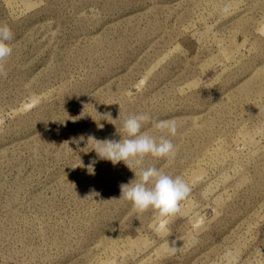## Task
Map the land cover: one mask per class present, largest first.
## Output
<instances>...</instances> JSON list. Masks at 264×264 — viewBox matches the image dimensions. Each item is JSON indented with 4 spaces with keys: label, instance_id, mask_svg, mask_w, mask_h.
I'll return each instance as SVG.
<instances>
[{
    "label": "rangeland",
    "instance_id": "1",
    "mask_svg": "<svg viewBox=\"0 0 264 264\" xmlns=\"http://www.w3.org/2000/svg\"><path fill=\"white\" fill-rule=\"evenodd\" d=\"M0 24V264H264V0H0ZM140 113L177 126L144 166L191 188L160 231L92 150Z\"/></svg>",
    "mask_w": 264,
    "mask_h": 264
},
{
    "label": "clouds",
    "instance_id": "2",
    "mask_svg": "<svg viewBox=\"0 0 264 264\" xmlns=\"http://www.w3.org/2000/svg\"><path fill=\"white\" fill-rule=\"evenodd\" d=\"M12 40L13 33L10 27L7 24H0V77L7 75L4 62L13 53L9 43ZM150 121L156 132L160 133L158 137L143 130L144 125ZM176 131L177 126L173 120L153 121L148 113L130 115L123 121L121 130H117L119 140L111 138L95 140L96 146L92 149L99 160L110 161L113 165L123 162L134 173L133 180L121 185V197L129 201L138 214L152 210L160 221L159 225L154 226L156 231H160L164 223L180 213L182 202L191 192L190 185L183 177L179 175L173 177L155 166H144L148 157L175 158L176 146L164 133L175 136ZM83 140L84 137L81 136L79 141ZM79 141L73 142L78 144ZM95 163L96 159L88 165L90 173L94 171L92 166ZM137 176L139 179H136ZM175 245V240L169 242L167 251L170 254L178 250ZM225 256L231 258L232 253L227 252Z\"/></svg>",
    "mask_w": 264,
    "mask_h": 264
}]
</instances>
